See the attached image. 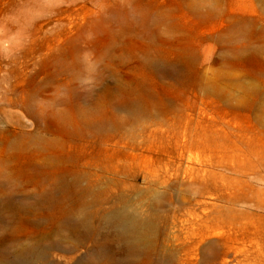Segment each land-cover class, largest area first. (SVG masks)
Returning a JSON list of instances; mask_svg holds the SVG:
<instances>
[{"label":"rangeland","instance_id":"obj_1","mask_svg":"<svg viewBox=\"0 0 264 264\" xmlns=\"http://www.w3.org/2000/svg\"><path fill=\"white\" fill-rule=\"evenodd\" d=\"M0 20V257L264 264V0H0Z\"/></svg>","mask_w":264,"mask_h":264},{"label":"bare ground","instance_id":"obj_2","mask_svg":"<svg viewBox=\"0 0 264 264\" xmlns=\"http://www.w3.org/2000/svg\"><path fill=\"white\" fill-rule=\"evenodd\" d=\"M41 135V134H40ZM53 140V139H52ZM56 155V154H55ZM55 157V156H54ZM46 159V158H44ZM51 159V158H50ZM39 162V161H38ZM38 164V163H37ZM39 166V165H38ZM42 168V166H41ZM42 171V170H41ZM36 172V171H35ZM47 173V172H46ZM43 176V175H42ZM43 178V177H42ZM48 178V177H47ZM50 179V178H49ZM41 185V184H40ZM5 188V187H4ZM8 188V187H7ZM29 189V188H28ZM7 193V192H6ZM13 194V193H12ZM11 194V195H12ZM10 195V197H11ZM15 195V194H14ZM31 198V197H30ZM30 201V200H29ZM40 201V200H39ZM32 203V202H31ZM41 204V203H40ZM34 214V213H33ZM117 219V225L123 233H129L133 231V225L135 222L132 221V217L128 215L126 212L121 211L117 214H114ZM41 218V217H40ZM67 219V218H66ZM34 220V219H33ZM65 220V219H64ZM63 220V221H64ZM62 221V222H63ZM33 226V225H32ZM59 229V228H58ZM65 232V231H64ZM134 232V231H133ZM79 234V233H78ZM4 240V239H3ZM8 240V239H7ZM55 240V239H54ZM62 240V239H61ZM6 241V240H4ZM58 241V240H57ZM85 242V241H84ZM28 245V244H27ZM11 249V248H10ZM14 249V248H13ZM9 250V249H8ZM17 250V249H16ZM11 251V250H10ZM12 258L10 257H0V264H31L33 257H39L42 255V250L37 249L36 247H25L18 251ZM12 254V253H11ZM8 256V255H7ZM72 263V262H71ZM68 264V263H67Z\"/></svg>","mask_w":264,"mask_h":264},{"label":"clouds","instance_id":"obj_3","mask_svg":"<svg viewBox=\"0 0 264 264\" xmlns=\"http://www.w3.org/2000/svg\"><path fill=\"white\" fill-rule=\"evenodd\" d=\"M19 18L18 17H13L12 18V22L16 23L18 22ZM8 27H7V22L5 20H0V44L5 42V37H6V33L8 32ZM84 60L86 62V64L92 68L94 67V61L92 60V56L90 53H85L84 54ZM85 83H91V78H87L85 81Z\"/></svg>","mask_w":264,"mask_h":264}]
</instances>
